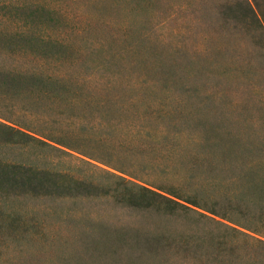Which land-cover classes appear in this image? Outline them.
I'll list each match as a JSON object with an SVG mask.
<instances>
[{
  "label": "trees",
  "instance_id": "1",
  "mask_svg": "<svg viewBox=\"0 0 264 264\" xmlns=\"http://www.w3.org/2000/svg\"><path fill=\"white\" fill-rule=\"evenodd\" d=\"M20 1L0 0V5ZM221 14L250 17L263 31L264 42V22L256 5H229ZM4 26L0 24L1 32ZM10 46L13 43L0 36V264H19L28 252L50 247L55 251L47 264H264V132L244 136L227 128L217 133V125H212L210 133L195 135V141L208 147L194 152L193 165H206L202 179H196L187 159L177 154L164 160L162 168L175 176L165 185L136 183L106 172L123 186L101 187L82 177L80 165L91 166L90 160L114 143L147 160L146 144L135 140L137 120L122 118L135 113L148 123L141 112L147 104L128 97L135 91L121 85L72 84L68 71H49L36 57L27 68L28 56ZM153 53L138 52V57L153 71L157 85L184 81L176 61ZM150 87L160 92L154 83ZM109 122L115 131L97 133ZM171 122L179 126L176 119ZM192 122L211 125L202 118ZM122 123H128L131 134L117 129ZM225 144L228 147L220 148ZM218 168L228 179L215 175ZM98 198L106 199L102 205L112 202L140 213L143 223L111 233L98 224V231L84 230L75 239L77 247L67 252L61 242L66 245L69 237H56L50 226L90 225L89 202Z\"/></svg>",
  "mask_w": 264,
  "mask_h": 264
},
{
  "label": "rangeland",
  "instance_id": "2",
  "mask_svg": "<svg viewBox=\"0 0 264 264\" xmlns=\"http://www.w3.org/2000/svg\"><path fill=\"white\" fill-rule=\"evenodd\" d=\"M246 3L256 5L264 22V0H21L0 5V24H5L0 36L13 43L10 49L28 56L24 58L27 68L35 64L36 57L49 71H68L72 84L121 85L135 91L128 97L147 104L141 112L149 118L148 123L135 113L122 114L127 121L137 120L135 140L146 144L147 160L129 153L123 143H114L113 148L100 152L98 159L90 160L91 166L80 165L84 179L105 188L123 186L107 172L136 183L148 180L165 185L175 176L173 170L162 168L164 160L177 154L187 159V168L196 179L206 176L205 163L193 165L194 152L208 148L199 139L195 141V135L210 133L215 125L217 133H226L227 128L244 136L251 131L264 132L263 31H258L250 17L221 14L222 7ZM26 40L33 42L32 46ZM142 51L176 61L184 81L157 85V77H151L153 71L138 57ZM152 83L160 92L151 89ZM201 118L211 125L193 124L192 120ZM174 119L179 126L172 124ZM117 129L131 134L128 123ZM110 131H115L110 122L103 132L97 129V133ZM199 164L202 167L197 169ZM215 175L228 179L220 168ZM105 200L89 202L90 225L50 226L56 237H69L66 245L61 242L67 252L77 247L75 239L84 230L98 231V224L111 233L143 223L140 213L116 208L112 202L102 205ZM54 251L53 247L30 251L18 263L47 264Z\"/></svg>",
  "mask_w": 264,
  "mask_h": 264
}]
</instances>
